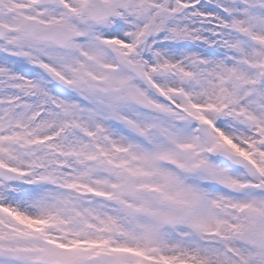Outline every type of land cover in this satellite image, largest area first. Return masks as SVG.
I'll return each mask as SVG.
<instances>
[{
  "label": "snow or ice",
  "instance_id": "1",
  "mask_svg": "<svg viewBox=\"0 0 264 264\" xmlns=\"http://www.w3.org/2000/svg\"><path fill=\"white\" fill-rule=\"evenodd\" d=\"M0 264H264V0H0Z\"/></svg>",
  "mask_w": 264,
  "mask_h": 264
}]
</instances>
